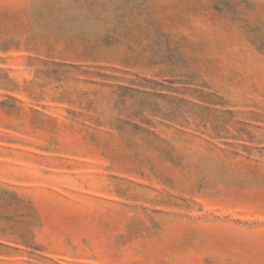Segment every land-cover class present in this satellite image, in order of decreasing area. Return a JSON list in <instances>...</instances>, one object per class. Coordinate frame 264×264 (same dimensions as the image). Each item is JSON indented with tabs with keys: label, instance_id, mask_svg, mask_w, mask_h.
<instances>
[{
	"label": "rangeland",
	"instance_id": "374dc122",
	"mask_svg": "<svg viewBox=\"0 0 264 264\" xmlns=\"http://www.w3.org/2000/svg\"><path fill=\"white\" fill-rule=\"evenodd\" d=\"M0 264H264V0H0Z\"/></svg>",
	"mask_w": 264,
	"mask_h": 264
}]
</instances>
